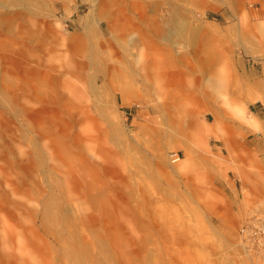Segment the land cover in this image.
<instances>
[{"label":"rangeland","instance_id":"374dc122","mask_svg":"<svg viewBox=\"0 0 264 264\" xmlns=\"http://www.w3.org/2000/svg\"><path fill=\"white\" fill-rule=\"evenodd\" d=\"M7 1L0 0V264H264V253L249 254L237 235L264 199V146L251 140L259 135L248 124L264 121L252 86L264 82V0L180 4L194 26L211 32L210 76L201 82L216 78L209 89L228 120L197 93L182 108L175 86L153 85L157 98L136 83L115 98L96 94L88 73L79 79L82 54L100 42L113 49L96 26L101 0ZM169 1L142 6L169 14ZM62 78L71 90L58 88L55 103L50 87ZM185 78L191 89L193 76ZM178 131L183 141L174 139ZM127 208L164 215L138 217L143 229Z\"/></svg>","mask_w":264,"mask_h":264},{"label":"bare ground","instance_id":"6f19581e","mask_svg":"<svg viewBox=\"0 0 264 264\" xmlns=\"http://www.w3.org/2000/svg\"><path fill=\"white\" fill-rule=\"evenodd\" d=\"M26 1L27 0H8L7 2L17 5L19 3L22 4ZM171 1L174 2V0ZM176 1L180 5L182 3L194 4L196 0ZM146 2H149V0L100 1L99 6H101L104 14L102 13L103 15L98 19V22L96 23V26L99 29L98 34L100 33L102 36H104L105 33H108L109 37L107 42L113 47V49L112 52L103 51L104 43L100 42V45L94 48L93 53L88 52L84 56L82 54V60L79 63L80 71L77 74L78 78L82 79L88 73L92 88L96 94L101 95L108 90L115 96V98L117 97V95L125 98V96L134 88L133 85L136 83H139L147 93L149 91H152L155 97H157V94H160L161 91H158L157 88L153 89V85L158 86L161 84L162 87L161 85L159 87L161 88V90H164V92L170 89L173 90V87L175 86V98H177L178 102L179 99L181 100L182 108L183 98L197 93L200 98L205 97L209 103H214V106L212 105L211 108L215 109L213 112V114H215V117L221 114L224 116L225 120H228L229 116L227 115V112L221 109L220 105L215 104L216 102L218 104V101L216 100V96L211 94V91L217 84L216 78H212L215 83H210L209 85L202 84L201 82V78L209 74L208 67L205 63L208 58V55L206 54L208 52V49L205 47V45L208 43V40L210 38L209 34L211 33L209 29L201 30L202 27L199 28L198 26H194L197 25L194 19L192 18L193 20H191V18H189L190 16H186L185 13H183L182 9L180 8L181 5L179 6L177 4V7H173L172 2L169 1L168 4L171 7V12L169 14H164L162 12H153V14H146L145 5L142 6V4H145ZM114 6L116 8L114 10L111 9V7ZM128 8L130 11L127 12ZM262 8H264V6H262ZM134 11L137 12H135L136 14L133 16ZM87 19H90V17L87 16ZM102 21L104 23L106 22L105 28L103 30L101 28ZM212 31L217 33L218 35L224 36V34H222L221 31L217 30V28H212ZM228 31H230V29H227L225 32H227L228 34ZM201 34H204V36H202ZM200 36H202L201 38L204 40H202ZM180 43L187 46V50L185 52H180V50L177 49V45ZM180 48H182V46H180ZM132 49H136V51H133ZM83 52L85 53L84 50ZM24 59H26V56L24 57ZM27 64L29 65V63ZM177 65H180L182 70L177 67ZM130 69L133 72H131ZM50 71L55 74L58 69L53 65L52 67H50ZM198 72L200 73V76H197L196 73ZM41 73H43V71H41ZM60 74L61 76H63L64 70H61ZM189 75L193 76L194 81L191 89L188 88L185 80V77ZM70 76H73V74L70 73ZM209 76L210 75H208V77ZM58 81L59 84L57 88L55 87V84L50 87L51 95L53 94L52 97L54 98L55 103L56 100H59V97H61L59 96L60 94H58V88H62L67 92L71 90V80L62 78ZM210 85H213L212 90L209 89ZM252 86L253 89H257V91H259L260 93V96L258 95L257 98L264 101V82L256 81L253 82ZM163 87L164 89H162ZM167 94L168 93L165 94V97L167 96ZM68 104L69 102H66L65 106L68 107ZM160 106L163 107L164 105L162 104ZM157 107H159V105H157ZM98 110L100 112H104L102 103L99 104ZM179 110V114L181 111L183 112L182 109ZM66 112L68 113V111ZM245 121L246 120L243 117V128L245 126ZM248 122L250 130L259 135L258 139H256V137L250 136L251 140H257L256 142L258 144L264 146V121L254 119ZM185 136L186 134L184 135L183 133L178 131V134L174 139L178 137V140L181 139L183 141ZM170 138L172 137H169V139ZM227 140L224 142V144L227 148H229L230 144ZM103 201H106L105 197ZM126 212L136 222H138L139 220L138 217H141L144 221H147L148 218L149 220L155 222L156 219L161 218V216L164 215V213L162 212L160 213L156 210L153 211L152 208L144 209L142 211H139L138 213H133L130 208H127ZM140 222L141 223H138L137 225L142 226L143 229H146L148 227V224L146 222Z\"/></svg>","mask_w":264,"mask_h":264},{"label":"built area","instance_id":"2783aa9c","mask_svg":"<svg viewBox=\"0 0 264 264\" xmlns=\"http://www.w3.org/2000/svg\"><path fill=\"white\" fill-rule=\"evenodd\" d=\"M171 163L180 157L177 152L169 153ZM238 240L242 248L249 254L264 253V199L251 207L240 221Z\"/></svg>","mask_w":264,"mask_h":264}]
</instances>
